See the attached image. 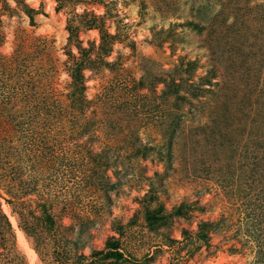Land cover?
Listing matches in <instances>:
<instances>
[{
    "label": "rangeland",
    "instance_id": "obj_1",
    "mask_svg": "<svg viewBox=\"0 0 264 264\" xmlns=\"http://www.w3.org/2000/svg\"><path fill=\"white\" fill-rule=\"evenodd\" d=\"M19 111L56 148L0 166V264H264V0H0L1 137Z\"/></svg>",
    "mask_w": 264,
    "mask_h": 264
},
{
    "label": "trees",
    "instance_id": "obj_2",
    "mask_svg": "<svg viewBox=\"0 0 264 264\" xmlns=\"http://www.w3.org/2000/svg\"><path fill=\"white\" fill-rule=\"evenodd\" d=\"M59 3V7L62 6L63 0H58ZM70 31L71 33H73L72 27L70 26ZM111 34H109L108 32H104L102 33V39L103 42L105 43L107 40L108 45H110V40L112 39ZM80 47V53H81V60L76 62V66L75 69L72 73V81H73V90L71 92V101L70 104L73 105L74 107V111L72 112V114L74 112H76L77 110L82 111V113L85 112V110L87 109V97L85 95V89H86V85H85V78H84V71L83 69L85 68V64L87 62V49L82 47L81 45H78ZM104 45L102 44V47ZM106 52H108V49L106 50ZM87 67V65H86ZM42 103V102H41ZM35 105H39V112H42L41 110H46L45 113H43L42 115H50L52 113H55L52 106H49L47 104H43V107H40V103H35L34 104V109L37 108V106ZM20 111L18 113H14L4 124V132L7 133L10 130H12L11 132H9L8 134L11 136L8 139H6L7 135H5L4 137H1L2 135H0V166H2L1 169H4V166L6 165L5 159H7V156H16V157H20L21 156H25V153H33V156L36 157H32L34 159H36L37 161H39L40 163L44 162H48L50 163L51 160H53L54 155L52 154L54 152V149L56 148L55 143H51V142H55L56 140L54 139V137L52 135H50L49 133H45L42 129L44 126L42 124V128L36 129V127H34L32 125V119L31 121L29 119H27L26 117H24L23 114H19ZM44 117H41L40 119L45 120ZM33 126V128H32ZM7 127L9 128V131H7ZM6 140V142H5ZM54 140V141H51ZM9 144L7 145L6 143ZM21 144V146H20ZM23 145V146H22ZM24 147V148H23ZM26 151V152H25ZM32 158L30 160H32ZM107 159H109L110 157H106ZM9 166L11 165V163H7ZM14 167L13 165L11 166V168ZM22 167L21 168H17V169H13V173L16 176H20L22 173ZM1 176H5V174L0 175V182H2ZM11 176V172L10 175ZM7 178V177H6ZM40 178H35V175L33 176V178H31V180L29 181V183H33V188L31 187V189H36V186L38 185L37 180H39ZM18 187V186H17ZM24 188H17L15 190V187H13L10 191V195L9 197L5 198V201L7 204H9L11 207L13 205V203H17V201H19L21 204L24 205L21 198H23V194L24 193ZM27 192V191H26ZM14 206V205H13ZM40 206V203H39ZM42 214L46 215V218L43 219V221L46 223L45 225H51L54 223V218H53V214L48 210V206L46 204H42ZM12 211L16 212V209L14 210V207H12ZM24 211L26 212V209H24ZM23 211V212H24ZM22 215V214H20ZM164 217H162L161 219H163ZM21 223V222H20ZM20 227H22V230L27 234V230L22 226V224L20 225ZM14 228L6 214V212L3 210L2 205H1V201H0V244L2 245V249L3 248H7V249H13L15 248L16 243H14ZM108 252L106 253V257L107 258H113V259H120L123 257V254L121 252V249L119 247V241L114 237L111 241L108 242ZM13 262V261H12ZM23 262V261H22ZM4 264V263H3ZM92 264V263H91Z\"/></svg>",
    "mask_w": 264,
    "mask_h": 264
}]
</instances>
